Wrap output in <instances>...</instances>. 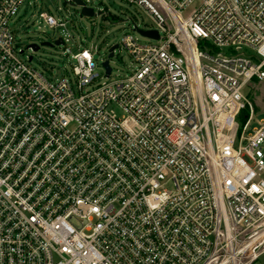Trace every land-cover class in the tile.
Listing matches in <instances>:
<instances>
[{
    "label": "built area",
    "instance_id": "built-area-1",
    "mask_svg": "<svg viewBox=\"0 0 264 264\" xmlns=\"http://www.w3.org/2000/svg\"><path fill=\"white\" fill-rule=\"evenodd\" d=\"M122 1L159 33L135 68L51 80L0 0V264H264V0Z\"/></svg>",
    "mask_w": 264,
    "mask_h": 264
},
{
    "label": "rangeland",
    "instance_id": "rangeland-1",
    "mask_svg": "<svg viewBox=\"0 0 264 264\" xmlns=\"http://www.w3.org/2000/svg\"><path fill=\"white\" fill-rule=\"evenodd\" d=\"M83 1L94 8L97 14L92 17L81 16V7L73 4L71 0H24L11 21L18 48L25 49V58L32 56L33 66L51 80H57L63 76H72L73 60L70 54H66V48L71 53L89 49L95 60L102 63V60L108 58L109 48L117 44L118 48L110 62L112 76H125L135 68V63L123 47L122 39L125 34H132L141 42L156 43L135 29V26L141 29L151 26L152 20L141 9L122 0ZM191 9L192 7L186 10L184 16ZM42 12L52 15L58 22H64L65 26H49L40 16ZM58 38H62L64 42L56 44ZM42 42H49L50 45H43ZM30 44H39L40 48L34 51L28 47ZM98 72L102 77L95 86L108 81L104 76V69L100 67ZM244 92L257 111H264V81H253ZM263 118L264 112L256 115L257 120ZM259 262L264 263V254Z\"/></svg>",
    "mask_w": 264,
    "mask_h": 264
},
{
    "label": "water",
    "instance_id": "water-1",
    "mask_svg": "<svg viewBox=\"0 0 264 264\" xmlns=\"http://www.w3.org/2000/svg\"><path fill=\"white\" fill-rule=\"evenodd\" d=\"M71 2L73 4H76L78 6H80V15L81 16H85V17H92L94 15H96L97 13L95 12L94 8L88 6L83 0H71ZM98 13H101V11H99ZM137 31L146 36V37H151V38H155V39H158L159 38V33L157 30H144V29H141V28H137ZM63 39L62 38H58L56 40V44H61L63 43ZM43 45H50L49 42H42ZM28 47L32 48L34 51H37L39 48H40V45L39 44H30ZM118 48V45L115 44L113 46H111L109 48V55L108 57L111 58L114 56V50ZM104 67L106 68V71L107 73L109 74L110 71H111V67L109 65V61H105L103 63Z\"/></svg>",
    "mask_w": 264,
    "mask_h": 264
}]
</instances>
